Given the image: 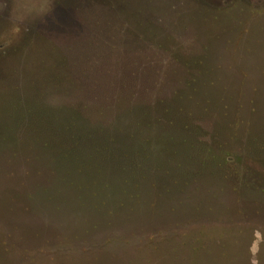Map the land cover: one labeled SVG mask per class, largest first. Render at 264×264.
Masks as SVG:
<instances>
[{"label": "rangeland", "instance_id": "1", "mask_svg": "<svg viewBox=\"0 0 264 264\" xmlns=\"http://www.w3.org/2000/svg\"><path fill=\"white\" fill-rule=\"evenodd\" d=\"M36 122L78 143L1 142L0 264H264V0H0V133Z\"/></svg>", "mask_w": 264, "mask_h": 264}, {"label": "trees", "instance_id": "2", "mask_svg": "<svg viewBox=\"0 0 264 264\" xmlns=\"http://www.w3.org/2000/svg\"><path fill=\"white\" fill-rule=\"evenodd\" d=\"M136 118L137 117L135 115L131 119L129 118L128 121H125L124 126H130V122L135 123V121L133 122V119H136ZM58 125L60 126L63 124H58ZM43 126L46 127V125H43ZM50 132L51 131H48L46 129H41L40 126H38L37 122L34 125H30L28 128H25V127H23L22 129L12 128V130L10 128L9 131H7L6 133L4 132L0 133V144L3 141H8L12 149H16L18 145L21 144L22 148H24V153L26 154L31 153L32 151L37 149V147H40L41 150L40 148L38 149L40 150L42 154L39 155L37 158L42 159L46 163H49L46 159V156L43 154L44 152L49 151L53 147L57 148V146L60 147L59 149L61 150L62 147L65 146L64 143L67 141L71 143L72 147H74L78 143V142H73L72 137H71L72 134L70 133V130H68L67 128L56 127L53 132L51 133ZM158 138L161 139V137H157L156 142L157 140H160ZM13 152L15 154L17 151L14 150ZM124 157L122 158L123 160L122 163L124 165L123 171L129 172V171H135L136 169H139V171H142V168L144 167L143 164L145 163L144 159L142 160L134 159L135 157H139L138 155L134 156V154L133 155L131 154L129 156L125 155ZM140 157H143V156H140ZM75 183L76 182H73L71 184H68L67 186L71 187ZM155 184L156 183H154L153 185ZM62 187H64V184L60 181V183L59 184L57 183L54 189H56V191L58 192H61L63 190Z\"/></svg>", "mask_w": 264, "mask_h": 264}]
</instances>
